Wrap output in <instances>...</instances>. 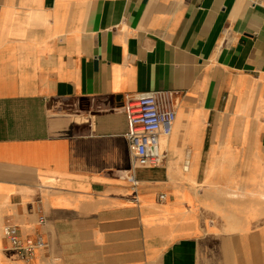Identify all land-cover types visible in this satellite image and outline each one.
I'll return each mask as SVG.
<instances>
[{"label":"crops","instance_id":"crops-1","mask_svg":"<svg viewBox=\"0 0 264 264\" xmlns=\"http://www.w3.org/2000/svg\"><path fill=\"white\" fill-rule=\"evenodd\" d=\"M0 264H264V0H0Z\"/></svg>","mask_w":264,"mask_h":264},{"label":"built area","instance_id":"built-area-1","mask_svg":"<svg viewBox=\"0 0 264 264\" xmlns=\"http://www.w3.org/2000/svg\"><path fill=\"white\" fill-rule=\"evenodd\" d=\"M174 96L169 92H156L141 96L135 104L128 107L131 131L128 141L132 156V174L130 181L137 186L136 172L139 167H159L161 164L160 142L162 136H170L177 121V110ZM165 199V196H161ZM4 234L10 243L20 248L19 231L8 225ZM35 245L28 242L22 252L31 253Z\"/></svg>","mask_w":264,"mask_h":264}]
</instances>
